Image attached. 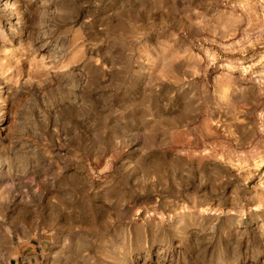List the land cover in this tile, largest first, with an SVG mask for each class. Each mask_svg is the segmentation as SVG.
Segmentation results:
<instances>
[{
  "label": "rangeland",
  "instance_id": "obj_1",
  "mask_svg": "<svg viewBox=\"0 0 264 264\" xmlns=\"http://www.w3.org/2000/svg\"><path fill=\"white\" fill-rule=\"evenodd\" d=\"M42 239L264 264V0H0V264Z\"/></svg>",
  "mask_w": 264,
  "mask_h": 264
},
{
  "label": "crops",
  "instance_id": "obj_2",
  "mask_svg": "<svg viewBox=\"0 0 264 264\" xmlns=\"http://www.w3.org/2000/svg\"><path fill=\"white\" fill-rule=\"evenodd\" d=\"M47 246L48 240L42 239L39 243H37V249H32V246H29L30 248H25V250L21 251V254L18 256L15 264H40L39 260H43L42 258Z\"/></svg>",
  "mask_w": 264,
  "mask_h": 264
}]
</instances>
